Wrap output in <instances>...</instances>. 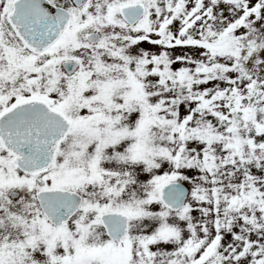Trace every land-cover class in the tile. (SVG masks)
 Instances as JSON below:
<instances>
[{"label": "snow or ice", "instance_id": "6c2138e0", "mask_svg": "<svg viewBox=\"0 0 264 264\" xmlns=\"http://www.w3.org/2000/svg\"><path fill=\"white\" fill-rule=\"evenodd\" d=\"M0 264H264V0H0Z\"/></svg>", "mask_w": 264, "mask_h": 264}]
</instances>
